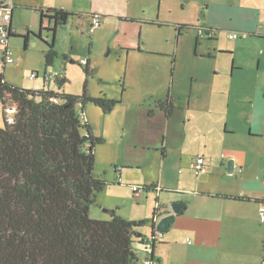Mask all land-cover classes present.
I'll list each match as a JSON object with an SVG mask.
<instances>
[{
  "label": "rangeland",
  "instance_id": "obj_1",
  "mask_svg": "<svg viewBox=\"0 0 264 264\" xmlns=\"http://www.w3.org/2000/svg\"><path fill=\"white\" fill-rule=\"evenodd\" d=\"M16 3L13 20L16 33L9 40L14 61L5 67L0 63V75L23 88L82 95L86 87L91 96L106 94L118 100L107 112L93 102L85 106L93 132L105 139L96 149L94 174L108 183L99 192L96 204L90 207L91 217L109 219L110 212L105 209L119 208L118 212L127 217L152 218L156 193L145 192L139 200L132 185L160 181L163 177L171 185L176 174L186 168L180 163L182 157H190L193 151L206 146L214 153L213 144L226 136V123L235 128L234 133L226 134L232 136L237 147L264 152V91L260 92L264 68L258 71L257 59L253 64L255 58L251 53L255 46H251L250 40L243 41L235 51L232 47L237 39L229 37L231 31L213 28L217 39L199 31L220 19L225 1L16 0ZM48 5L69 6L79 14L70 16L56 35L48 29L40 35L39 7ZM114 11L119 14L108 19L106 14ZM93 12L102 16L94 35L89 32ZM131 17L137 19L132 24L139 48L121 46L118 42L124 33L123 18ZM29 31V46L25 48ZM53 43L57 55L53 64L47 65L45 54ZM258 47L264 51V46ZM83 58L91 61V74H86ZM240 63L243 66L233 72V66ZM33 72L37 77L31 79ZM58 78L64 79L62 84ZM202 88H212L211 104L199 94ZM169 93L179 104L173 116L167 120L159 111L151 115L154 100ZM76 109L81 112L82 105L77 103ZM3 125L0 102V126ZM252 127L253 131H259L251 133ZM164 138L165 158L161 152ZM115 165H119V172ZM118 178L121 184H117ZM171 192L160 193V202L172 196ZM150 225L147 222L140 229L148 230ZM133 247L139 249L138 264H145V253L138 240Z\"/></svg>",
  "mask_w": 264,
  "mask_h": 264
},
{
  "label": "trees",
  "instance_id": "obj_2",
  "mask_svg": "<svg viewBox=\"0 0 264 264\" xmlns=\"http://www.w3.org/2000/svg\"><path fill=\"white\" fill-rule=\"evenodd\" d=\"M39 10L40 35L44 29L56 35L70 16L79 14L60 7ZM56 55L54 43L50 44L46 64H53ZM85 71L92 73L91 61ZM63 80L58 78L60 84ZM170 93L154 100L167 116L175 108ZM0 102L4 119L0 126V264H138L133 243L145 242L138 229L147 222L153 238L152 219L162 213L158 199L153 217L143 221L127 219L117 209L111 210L109 219L90 215V207L108 185L94 174L96 149L105 139L82 116L87 102L107 112L118 100L106 94L91 96L86 87L82 95L23 88L2 74ZM11 106L16 108L12 121L7 111ZM165 149L161 148L163 155ZM145 186L147 191L162 189L155 183Z\"/></svg>",
  "mask_w": 264,
  "mask_h": 264
},
{
  "label": "crops",
  "instance_id": "obj_3",
  "mask_svg": "<svg viewBox=\"0 0 264 264\" xmlns=\"http://www.w3.org/2000/svg\"><path fill=\"white\" fill-rule=\"evenodd\" d=\"M223 1H225V4L222 5L224 11L220 14V19L205 29L210 30L213 33L212 37H216V39L218 34L213 28L237 33L235 47H232L235 51L241 42L250 40L251 46H255L254 52L251 53V56L255 58L253 64L257 59L258 71L260 72L264 68V51H260L258 47L264 46V0ZM14 2L12 24L17 5L16 0ZM102 3L106 4V2ZM48 7H60L75 13L78 12L65 5H48L39 7V9ZM115 12L106 14V17L113 19L119 14ZM103 15L105 16V14ZM108 19L105 20L108 21ZM136 20L132 17L123 18L125 26H122V29L124 33L120 34L118 41L121 46L133 48L138 46L139 48L140 41L136 40L137 32L135 25L132 24ZM202 27L204 28V26ZM239 38L243 40L238 41ZM235 64L237 63L235 62ZM234 66L233 72L235 68L240 69L243 65L240 63L237 67ZM260 82V92H263L264 79ZM211 89L202 88L199 93L203 96V100L209 104H211L213 92ZM230 91L232 92L231 89ZM257 91H259L258 84ZM163 97L157 98L164 99L165 97ZM191 97H193V93L190 94V100ZM176 101L174 98L175 108L171 115L167 116L163 109L154 104L155 110L150 111V114H157V111L163 112L166 119L169 120L175 109L179 107ZM88 123L90 122L88 121ZM224 128L226 136H223L219 143L213 144L215 146L214 153L209 152V148L206 146L203 149H198V151H193L190 157L181 158L180 163L186 168L176 174L175 180L170 183L171 185L165 183L164 177L160 178V181L153 180L145 183H155L158 184V188H162L149 191L156 193L158 203L162 206L163 215L166 213L165 208L170 202H184V207L180 213L175 215L170 227L162 232V235L156 239L151 248H146L143 243L138 241L141 250L145 253L144 260L153 257L156 264H264V220L261 219V212L264 211V152H249L243 147H237L235 141L231 140L232 136H227L229 133H234L235 128L230 127L228 123ZM250 131L257 133L259 130L253 131L252 127ZM162 147L166 148V155L162 153L165 158L167 157L165 138ZM196 154L204 156L208 166L207 172L196 174L193 168ZM229 159L234 160L232 173L227 171ZM116 166L119 167V165ZM116 171L119 172L120 169H116ZM117 184H121L120 178H118ZM166 190L172 191L169 193L172 196L166 197L163 202H160V193ZM158 203L156 202V204ZM113 209L118 211L119 208L105 210L110 212L111 216ZM121 215L130 220H144L131 217V215L130 217ZM96 218L106 219L105 217ZM140 227L138 230L146 239L152 236L153 228L151 225L148 230L140 229ZM134 249L139 257L137 251L139 249L137 247Z\"/></svg>",
  "mask_w": 264,
  "mask_h": 264
},
{
  "label": "built area",
  "instance_id": "obj_4",
  "mask_svg": "<svg viewBox=\"0 0 264 264\" xmlns=\"http://www.w3.org/2000/svg\"><path fill=\"white\" fill-rule=\"evenodd\" d=\"M15 6L14 0H0V63L4 66L12 63L14 61L13 58V50L9 45L10 37L16 33L15 28L12 24V13ZM91 23L89 32L93 34L95 30L101 25L102 22V16L101 14L94 12L90 15ZM45 24H49V20L45 22ZM200 33L204 34L205 32L209 35H213V33L210 30H206L205 28H200ZM238 36L237 33H229L230 38H236ZM89 61L86 58H83L81 60L82 64H87ZM31 79H34L37 77V73H31L30 75ZM48 79L47 77L45 80ZM8 116L9 120H13L14 112L16 111L15 107H8ZM82 118L85 120L86 115L83 114ZM193 168L196 172V174H200L203 172L208 171V166L205 163L204 156L199 154L195 157L193 161ZM132 191L134 193V196L139 199L146 191V186L144 185H132ZM261 219L264 220V211L261 212ZM162 235V231L155 230L153 238L149 237L145 240L143 243L146 248H150L153 245V239H157ZM145 264H156L155 260H152L151 258L145 259Z\"/></svg>",
  "mask_w": 264,
  "mask_h": 264
},
{
  "label": "water",
  "instance_id": "obj_5",
  "mask_svg": "<svg viewBox=\"0 0 264 264\" xmlns=\"http://www.w3.org/2000/svg\"><path fill=\"white\" fill-rule=\"evenodd\" d=\"M233 170H234V160L229 159L227 161V171L228 173H232ZM183 207H184V202L181 201L170 202L168 206L165 208L166 213L164 215L162 212L160 215L153 217L152 221L155 223V228L157 230L164 232L166 229L170 227V224L174 219L175 215L180 213ZM139 221H143V220H139Z\"/></svg>",
  "mask_w": 264,
  "mask_h": 264
}]
</instances>
